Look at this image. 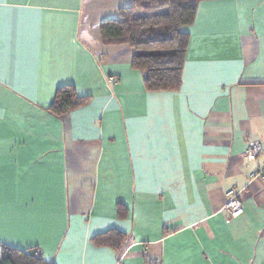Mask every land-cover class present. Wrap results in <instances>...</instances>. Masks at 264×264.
<instances>
[{"label":"crops","instance_id":"obj_1","mask_svg":"<svg viewBox=\"0 0 264 264\" xmlns=\"http://www.w3.org/2000/svg\"><path fill=\"white\" fill-rule=\"evenodd\" d=\"M131 5L0 0V244L52 264H264V182L242 156L264 142V0L201 1L180 87L159 92L100 40ZM68 85L89 102L54 116ZM108 231L118 248L91 243Z\"/></svg>","mask_w":264,"mask_h":264},{"label":"trees","instance_id":"obj_2","mask_svg":"<svg viewBox=\"0 0 264 264\" xmlns=\"http://www.w3.org/2000/svg\"><path fill=\"white\" fill-rule=\"evenodd\" d=\"M205 0H132L118 11L116 19L99 24L103 45H127L133 54L130 66L142 73L147 92L176 91L188 45L183 27L194 22L198 4ZM88 97L76 95L72 86L59 88L49 111L63 116L88 104ZM124 236L108 231L91 239L95 246L118 248ZM0 264H52L35 248L25 251L0 244Z\"/></svg>","mask_w":264,"mask_h":264},{"label":"built area","instance_id":"obj_3","mask_svg":"<svg viewBox=\"0 0 264 264\" xmlns=\"http://www.w3.org/2000/svg\"><path fill=\"white\" fill-rule=\"evenodd\" d=\"M109 82L111 79L108 80ZM242 156L248 163L259 162V166L250 172L248 178L250 181L259 180L264 182V142L260 140H247L244 143ZM223 209L236 219L242 216L243 207L238 197V192L229 190L225 194V203Z\"/></svg>","mask_w":264,"mask_h":264}]
</instances>
